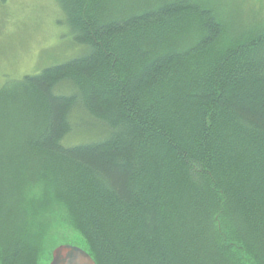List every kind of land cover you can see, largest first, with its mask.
Instances as JSON below:
<instances>
[{"label": "trees", "instance_id": "16d2710c", "mask_svg": "<svg viewBox=\"0 0 264 264\" xmlns=\"http://www.w3.org/2000/svg\"><path fill=\"white\" fill-rule=\"evenodd\" d=\"M249 1L59 0L83 51L0 87V264H264Z\"/></svg>", "mask_w": 264, "mask_h": 264}, {"label": "rangeland", "instance_id": "374dc122", "mask_svg": "<svg viewBox=\"0 0 264 264\" xmlns=\"http://www.w3.org/2000/svg\"><path fill=\"white\" fill-rule=\"evenodd\" d=\"M243 8H260L264 16V0H250ZM82 51L74 42L59 0H0V87ZM78 140L75 136L69 142ZM75 235L72 244L85 248Z\"/></svg>", "mask_w": 264, "mask_h": 264}, {"label": "water", "instance_id": "95a60500", "mask_svg": "<svg viewBox=\"0 0 264 264\" xmlns=\"http://www.w3.org/2000/svg\"><path fill=\"white\" fill-rule=\"evenodd\" d=\"M50 264H96L91 255L83 248L64 244L52 252Z\"/></svg>", "mask_w": 264, "mask_h": 264}]
</instances>
